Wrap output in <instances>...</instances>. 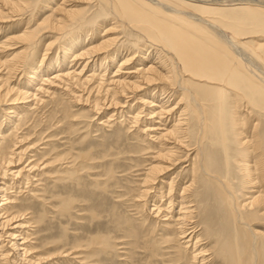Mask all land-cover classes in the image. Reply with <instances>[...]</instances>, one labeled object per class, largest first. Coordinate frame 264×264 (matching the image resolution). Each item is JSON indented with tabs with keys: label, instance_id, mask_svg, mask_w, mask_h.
I'll return each mask as SVG.
<instances>
[{
	"label": "bare ground",
	"instance_id": "6f19581e",
	"mask_svg": "<svg viewBox=\"0 0 264 264\" xmlns=\"http://www.w3.org/2000/svg\"><path fill=\"white\" fill-rule=\"evenodd\" d=\"M48 7L0 0V30L26 24L0 41V113L8 111L0 124V261L264 264V0H58L40 20ZM101 29L109 34L98 42ZM117 30L126 54L111 37ZM45 34L55 40L36 60ZM56 43L61 52L52 54ZM74 60L80 70L71 71ZM116 60L114 73L141 63L110 79ZM19 76L28 78L23 87L11 84ZM57 82L63 93L50 91ZM39 102L51 106L46 119L33 111ZM81 103L93 113L121 108L124 118L132 111L131 126L106 111L102 124L119 122L91 139L92 112L73 110ZM81 122L90 128L72 140ZM24 126L37 142L55 126L48 137L65 133L69 144L45 141L20 167L31 153L23 143L30 134L18 132ZM128 174L135 187H126ZM152 198L165 207L152 211L155 220L145 214Z\"/></svg>",
	"mask_w": 264,
	"mask_h": 264
},
{
	"label": "rangeland",
	"instance_id": "374dc122",
	"mask_svg": "<svg viewBox=\"0 0 264 264\" xmlns=\"http://www.w3.org/2000/svg\"><path fill=\"white\" fill-rule=\"evenodd\" d=\"M57 1L58 0H53L52 2L50 1V0H47V3L49 4V7L48 8H45V9H43V11L41 12V14L39 15V17L38 18H40V20H42V18L43 17H47L50 13H51V10H50V8L51 7H53L56 3H57ZM50 3H52V4H50ZM55 3V4H54ZM108 22H109V20H108ZM13 24V23H12ZM105 24V23H104ZM103 24V25H104ZM106 25H107V28H109L112 24H110V23H106ZM24 26H26V24H25V21H23V23H14V26L11 28V29H9L8 30V28L7 29H2V30H0V41H3L4 39H6L7 37H10V36H14V35H17V34H19V33H21V31H22V29H23V27ZM104 29V28H103ZM103 29H101V30H103ZM98 32V38L97 37H95V40L97 39V41L99 42L103 37H105V36H107V34H109L108 32H105V30H103V31H101V34L103 35H101L100 34V31H97ZM103 32H105V33H103ZM100 34V35H99ZM110 34H113V35H111V37L113 36V37H116L117 36V38H118V44H117V48L118 49H122V47H123V50H124V46H122V43L123 42H125V35H123L124 33H122L121 31L119 32V30H117V33H116V31H111L110 32ZM115 35V36H114ZM123 35V36H122ZM90 36V35H89ZM87 37L88 39L89 38H93V37ZM123 37V38H122ZM100 38V39H99ZM87 39V40H88ZM54 40H55V37H54V35H52V34H45L44 35V40H43V42L39 45V51L37 52V54H36V60H38L42 55H43V51L45 50V47H46V45H47V43H50V42H54ZM93 40H94V38H93ZM125 45H126V43H125ZM45 46V47H44ZM57 46V47H56ZM55 48H53L50 52H52V54H56V53H60L61 51H60V49L58 48V45H57V43H56V45L54 46ZM58 49V51H56ZM8 52H11V51H8ZM54 52V53H53ZM125 52V50L123 51V53ZM125 54H126V52H125ZM125 54H123V55H125ZM60 55H62V53L60 54ZM38 58V59H37ZM35 59V58H34ZM72 60V59H71ZM118 61L119 60H116L115 62H114V64L113 65H111V67H110V65H109V71H108V74H107V76L106 77H108V76H111L112 75V77H110V79H117L118 78V75L121 77V76H126V74L125 73H123L124 72V70L126 71V70H134L133 68H135V66L137 65V64H140L141 62H135V63H132V64H129L130 65V67L132 68H130V67H127V66H125V67H123V69H122V71H119V72H121V73H118V71L117 72H115L114 73V71L115 70H117L118 69V67H119V63H118ZM35 62H37V61H35ZM76 62V63H75ZM74 63V64H73ZM79 63V64H78ZM82 64H84L83 63V61L82 60H80V61H76V60H74L73 62H72V65L70 64L69 65V67L71 68V67H73V68H71V71L72 70H74V69H78V70H80L81 68H82ZM132 65L134 66V67H132ZM78 66V67H77ZM107 67H108V65H106ZM105 66V67H106ZM118 66V67H117ZM67 66H63L62 68H60L59 67V69L60 70H64L65 68H66ZM128 68V69H127ZM56 69H54V71H55ZM85 71H87V72H85L87 75H90V74H92V71H91V67H89V68H86L85 69ZM113 73H114V75H113ZM33 74V73H32ZM55 74V72H53L52 74H51V76L50 77H52L53 75ZM84 74V73H83ZM86 74H85V76L84 77H86ZM125 74V75H124ZM34 75V74H33ZM116 76V77H115ZM46 77V76H45ZM83 77V78H84ZM115 77V78H114ZM28 78L27 77H24V76H19L17 79H16V83L14 82V83H11L12 85H16L15 87H23V85H25L26 84V80H27ZM18 82V83H17ZM95 82V83H94ZM97 81H91V83H90V85H88V86H91V85H93V86H91V87H96V84H98V82L96 83ZM110 82V81H109ZM42 83V82H41ZM58 83H60V82H57V83H55V85L53 86V87H51V89H50V91H54L55 90V88L56 89H58L59 90V92L61 91H63L64 89H62L61 90V86L63 85V84H61V86L58 84ZM58 84V85H57ZM106 84H108V83H106ZM47 85H45V87H46ZM55 86H58V87H55ZM60 87V88H59ZM65 92V91H64ZM63 93V92H62ZM94 95H96V93L94 94ZM42 96H43V98L46 100V99H48V95H47V93L46 94H43L42 93ZM87 96V94L85 95V97ZM158 96V94H156V97ZM65 98H68V97H66V96H64ZM161 98V97H160ZM124 99H126V98H124ZM158 99H159V96H158ZM127 100H128V102L129 103H132V105H133V107L131 108V110L132 111H134V113H135V110H136V112L138 111V101L134 98V97H130V98H127ZM47 102V101H46ZM39 103H41V102H39ZM7 104V103H6ZM3 105L2 106V109H4V107L5 108H8V105ZM41 105V106H40ZM127 105V104H126ZM36 106H38V107H36ZM78 106V107H77ZM83 108H82V107ZM91 107H92V105H90ZM135 106V107H134ZM34 107H35V109H36V113L38 114L37 115V117H39V116H43L45 119L47 118V115L50 113V109L49 108H51V106L50 105H48V106H46V105H44L43 103H41V104H39L38 105V103L37 104H35L34 106H33V111H35V109H34ZM142 107H144V106H142ZM79 108H81V109H79ZM90 107H89V104L87 103L86 105L84 104V103H81L80 105H76V107L74 106L73 107V110H78V111H80V110H83V109H86V110H90V113L92 112L93 113V111H91V108L89 109ZM106 108V109H105ZM48 109V110H47ZM75 110V111H76ZM110 110V112H108ZM113 110L115 111V113L113 112ZM112 110V108L111 109H107V107H103L100 111H102L101 113H91V116H92V119L90 118L89 120H90V123L92 124V126L93 125H95L94 127H95V132L94 131H92L93 130V128L94 127H91V129L92 130H90V132H91V139H97L98 138V140L99 139H101V137L104 135V134H109V132H111V128L112 127H114L115 128V126H116V123L117 122H119V120L117 121H115L114 123H111V124H106V123H104V124H102L101 122H103V121H105L106 120V118L107 117H105V115H106V111H107V113H108V115H113L114 114V116H112L113 118H111V120H115V119H120V120H122V119H125V121H124V123H123V127H125L126 125H129V126H131L129 123H127L126 122V118L127 119H129L130 117H132L131 115H133V112L131 113H129L130 114V116H129V114H126V116H125V118L124 117H122V112H120V111H122L121 110V108L120 109H113ZM126 110V109H125ZM46 113H45V112ZM3 112V113H2ZM2 112L0 113V124H1V120L3 119V118H5V116H6V114H7V112L8 111H3L2 110ZM43 112L46 114H43ZM6 113V114H5ZM88 114V113H87ZM100 114V115H99ZM103 114V115H102ZM120 117V118H118L117 117V115ZM3 115H4V117H3ZM143 115H145V114H143ZM46 116V117H45ZM95 117H97V118H95ZM144 118V117H143ZM95 119V120H94ZM101 122H100V121ZM97 121V123H95ZM158 121V120H157ZM55 122V121H54ZM152 122H156L155 120H153ZM151 121H149L148 122V124H151L152 126L154 125V126H156V127H159V124H157V123H152ZM168 123V122H167ZM31 124V121L29 122V124L27 125V126H29ZM85 125V126H84ZM99 125H101V126H99ZM27 126H24L23 128H25L26 127V129H23V132H22V129H20L18 132H19V135H22V133H24V135H26L27 133H29L30 135H28V139L27 140H25L23 143H25V142H29V143H25V144H23L22 143V145H25L24 147H27V146H31L29 149H28V151H27V153L28 152H31V153H28L26 156H25V158H24V160L22 161V163H21V166L20 167H22V166H24V165H26V164H28L30 161H32L33 159H34V157H35V154H37V153H42L43 151H45L48 147L46 146V144H45V141L46 142H50V141H48V140H50V139H52V142H55L58 146L60 145V142L62 143L61 145H60V147H58V149L59 148H63V146L65 147L66 145H68L69 143L68 142H66V141H69L66 137L68 136L67 134H65V133H59L58 135H55V136H51V138H49L48 136V134H50V133H52V130L54 129L55 130V126L54 127H52V128H50V129H47V130H45V139H43L44 140V142H43V140H41V141H39V142H37L36 141V139L37 138H35V137H37V134H35V133H33L32 132V130H31V128H27ZM81 126H83L82 128H81ZM103 126V127H102ZM108 126V127H107ZM110 126V127H109ZM80 127V128H79ZM107 127V128H106ZM142 127V126H141ZM163 127V125H160V128H162ZM8 128H10V127H8V126H5V125H2V127H1V133H8V132H10L11 131V128L8 130ZM77 128H79V132L76 134V136H74V135H70V136H68V137H71V138H73L72 140H78V138H79V136H78V134H80L81 135V133H83L82 135H85V133L89 130L88 128H90V127H88V126H86V124L85 123H83V122H81L80 124H78L77 125ZM87 128V129H86ZM99 129V130H96V129ZM103 128H105L104 130H103ZM164 128V127H163ZM30 129V130H29ZM102 129V130H101ZM133 129V128H132ZM131 129V130H132ZM135 129V131L134 132H136L137 130H138V128H134ZM133 129V130H134ZM50 130V131H49ZM53 130V131H54ZM84 130V131H83ZM86 130V131H85ZM100 130H101V134H100ZM106 130V131H105ZM160 130V129H159ZM82 131V132H81ZM21 132V133H20ZM48 132V133H47ZM93 132V133H92ZM104 132V133H103ZM132 132V131H131ZM153 133V132H152ZM150 134V136H153V134L155 135V133H153V134ZM32 135V136H31ZM66 135V136H65ZM96 135V136H95ZM141 135V134H140ZM30 136V137H29ZM47 136V137H46ZM98 136H100V137H98ZM150 136H145V138H146V140L148 141H150L152 138L150 137ZM61 137L63 138V139H61ZM32 138V140H29V139H31ZM58 138H60V139H58ZM66 138V139H65ZM154 139V138H153ZM152 139V140H153ZM56 140H59V142L58 141H56ZM66 140V141H65ZM37 142V143H36ZM64 142V143H63ZM65 142H66V144H65ZM70 142H72V141H70ZM34 143H36L35 145H33ZM42 143V144H41ZM19 144V143H18ZM65 144V145H64ZM21 144H19V145H17V146H22ZM38 145V146H37ZM40 145V146H39ZM32 147H34V148H32ZM37 147V148H36ZM44 147H45V150H44ZM32 148V149H31ZM35 151H34V150ZM32 150H33V152H32ZM36 152V153H35ZM57 152H59V151H57ZM54 155H56V154H54ZM29 156V157H28ZM148 157V156H150V155H145V157ZM26 157H28V158H26ZM32 158V159H31ZM46 158V157H45ZM52 158V157H51ZM31 159V160H30ZM48 160L50 159V157L49 158H47ZM24 162V163H23ZM149 162V161H148ZM62 163V162H61ZM65 166V165H64ZM185 166V164H183V167ZM14 167V169H17V167H15V166H13ZM47 170H49V169H47ZM169 176H170V178H169ZM174 175H168L167 174V176H166V180L168 181V180H170L172 177H173ZM36 177H38V176H36ZM36 177H33L34 178V180L35 179H38V178H36ZM8 178H9V180H11V175H9L8 176ZM125 178H126V187H128V186H130V187H135V186H133V184H134V181H133V179H136L137 177H132V176H130L129 174L127 175V176H125ZM18 181V180H17ZM9 183H12L13 181H8ZM18 186V185H17ZM24 188H26V184L24 185ZM23 188V190L24 191H22L23 192V194H24V196L27 194L26 192H27V189H24ZM15 187L14 188H12V189H10L11 191H9V193H11L12 191H13V194H15ZM22 192L20 193V195L22 194ZM25 192V193H24ZM167 197H164V201H163V204H164V206H167V204H168V201H166L165 202V199H166ZM156 198H152V200H151V202H150V208H151V214H148L149 212H147V211H145V214L149 217V219L150 218H154L155 217V214H152V211L154 210L155 211V209H157L159 206H161V207H164V206H162L163 204L160 202V200L159 199H156ZM114 200V199H113ZM113 200L111 201V203H114L113 202ZM155 200V201H154ZM128 204H129V202H127ZM140 203V202H139ZM153 205H152V204ZM154 205H155V207H154ZM152 207H154V208H152ZM176 207H177V205H176ZM165 208V207H164ZM163 208V209H164ZM130 209H132V208H128V207H126V214H128V213H135L133 210L132 211H129ZM177 209V208H176ZM164 214V213H163ZM127 216V215H126ZM152 220V219H151ZM153 220H155V218L153 219ZM71 226H73V224L71 225ZM32 229H34L33 227H31ZM30 228V230H29V234L30 233H32L33 232V230ZM102 228V227H101ZM100 228V229H101ZM35 230V229H34ZM23 237V236H22ZM30 237L31 238H29L30 240H31V242H36V240L34 239V237H35V234H32V235H30ZM33 237V238H32ZM2 240V242H4V243H8V241H3V240H7V237H4V238H2L1 239ZM3 243V244H4ZM6 243V244H7ZM10 252H12L11 254H13V251L12 250H10ZM21 253H23V252H21ZM70 258H72V256H70ZM18 259V258H17ZM19 263V262H18ZM61 263H63V264H67L66 262H65V260L64 259H61V260H54V264H61ZM0 264H3L1 261H0ZM40 264V263H39ZM46 264H50V263H46ZM69 264V263H68Z\"/></svg>",
	"mask_w": 264,
	"mask_h": 264
}]
</instances>
